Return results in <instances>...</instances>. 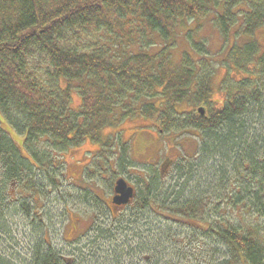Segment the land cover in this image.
I'll use <instances>...</instances> for the list:
<instances>
[{
  "label": "trees",
  "instance_id": "obj_1",
  "mask_svg": "<svg viewBox=\"0 0 264 264\" xmlns=\"http://www.w3.org/2000/svg\"><path fill=\"white\" fill-rule=\"evenodd\" d=\"M208 14L223 37L231 30L236 37H250L230 47L223 80L232 92L210 108L204 106L213 105L209 89L200 85L193 95L189 88L198 75V62L183 55L178 70L162 68L176 28ZM261 28L264 0H0V238L12 234L6 219L13 225L15 212L34 218L32 225L40 234L26 251L27 259L18 264H67L44 246L45 209L65 202L56 190L71 186L73 197L90 205L96 217L105 210L95 195L78 194L79 188L90 186L63 180L62 154L85 138L95 141L93 133L106 123L115 126L117 119L129 117L138 118L142 128L149 124L189 133L197 143L189 158L181 156L175 164L176 174H184L183 182L163 187L160 169L151 174L135 203L141 216L136 214L131 224L122 219L118 233L132 226L143 229L151 244L139 242L137 247L159 257L157 251L167 243L160 232L170 223V228L214 239L229 252L220 256L231 255L237 264H264L263 226L262 235L256 230L248 236L229 220L216 221L215 227L203 221L211 217L209 204L219 209L223 203L243 205L264 219V135L255 139L257 129L264 132V51L259 53L251 39ZM191 35L188 30L186 38L201 54L202 44L196 47ZM155 45L159 50L152 54ZM72 92L81 99L77 107H71ZM182 101L191 105L190 111L178 110ZM200 108L204 114H199ZM110 143H103L104 148ZM124 146L123 157L117 156L115 163L128 157ZM165 154L162 157L173 160ZM195 164L207 172L205 182L211 184L194 180L199 173L193 171ZM90 181L95 182L94 177L86 172L83 182ZM215 181L218 195L212 204L208 189ZM190 186L192 192H187ZM108 259L103 256L104 264Z\"/></svg>",
  "mask_w": 264,
  "mask_h": 264
},
{
  "label": "rangeland",
  "instance_id": "obj_2",
  "mask_svg": "<svg viewBox=\"0 0 264 264\" xmlns=\"http://www.w3.org/2000/svg\"><path fill=\"white\" fill-rule=\"evenodd\" d=\"M119 25L127 26L125 24ZM188 30L192 34L191 42L197 44L196 47L202 44L200 48L201 54L194 50L190 40L186 38ZM251 36H253L251 39L257 45L258 52L262 53L264 51V28L255 31ZM150 38L157 42L160 41L157 37L154 39L153 36H150ZM249 38L234 36V30L229 31L223 37L218 32L217 27L214 26L211 15L208 14L206 17L197 19L196 23L190 22L183 25V27L176 28L173 37L169 38L172 40L171 44L173 47L169 50L165 61L166 64L162 68L165 71L178 70L183 65V55H186L187 58L196 63L198 62L195 68V73H198V75L193 78L189 87L191 93L193 95L196 94L200 85L204 86L211 93L208 102L213 104H204V106L207 108L219 106L221 101L231 91L230 88L225 86L223 80L226 72L224 69L225 56L229 54V49L234 43L237 46H241L244 42L249 41ZM158 50L159 47L155 45L149 52L154 54ZM201 57L205 61L199 60ZM233 76L236 75L233 73ZM196 98L198 99V96ZM80 101L81 99L72 92L71 107H77ZM178 108V110L190 111L191 105L186 101H182L179 103ZM2 121L4 123L3 126L7 129V123L4 120ZM140 123L138 118L136 119L135 117H129L126 120L119 118L115 126L106 123L104 126L99 127L100 129L98 128L97 133H93L92 138L95 137V141L90 140L91 138H85L79 145L63 152L65 173L62 177L63 180L71 178L72 181L70 182L79 183L80 181V185L90 186L92 189L87 188V190H84L79 188L80 190H77L78 194L82 195L88 192L91 195H95L100 199H98L99 203L105 213L96 217L90 205H86L74 198L73 192L71 191V194L69 191L72 187L63 184L62 187L56 190V196H63L65 202L52 203L51 201L52 204L45 209L44 214L48 232L44 235L46 245H43L53 249L56 256L57 254L58 257L61 255L63 262L67 264H104L103 256L109 257L108 264H198V261L207 264H237L236 261L232 260L231 255L220 256L219 253L229 252L225 251L221 246H217L218 243L214 239H210V242L206 239V235L196 233L197 236L195 237L187 229L170 228V223H166L167 227L160 232L166 237L167 243H165L164 249L159 248L157 251L159 252V257L154 256L153 252L150 251H140L142 248L137 247L139 242L151 244V237L149 238V235L143 229H135L132 226L130 229L122 230L121 233H118L117 227L124 226L122 219L126 223L131 224L136 214L141 216L142 213L135 210V203H137L142 192H144L146 181H150L149 176L153 173L158 174L162 160L164 164H167V159L162 157V152L168 153L170 158L177 160L172 165L171 172L168 175L164 173L165 170L160 169V175L161 171L164 174L160 183L163 187H168L169 185H174L176 180L183 182L182 176L184 174H181V177L176 174L175 164L181 161V156L189 158L188 156L196 148L197 140L189 133L171 130L166 132L162 124L163 128L159 127L157 129L149 124L148 127L144 126L145 128H142L139 126ZM255 133V139L264 135V132L262 130L259 131V129ZM103 143L104 145L110 143V146L105 149ZM122 143L126 144L124 147L128 149V157H125L123 161L121 160L122 162L117 160V163H115L116 160L113 159H116L117 156L123 157L120 149ZM85 169L90 177H94L95 182H83L86 173ZM196 169L199 170V173L196 171L193 176L194 180L198 181L201 179L202 185L204 183L206 185L211 184V182H205L204 177L207 172L205 173L195 164L193 171ZM172 170L175 172H172ZM136 172L142 176L135 175ZM202 172L204 176L201 174ZM82 175H84L83 180L81 178ZM144 176H146V179ZM118 177L124 178L134 187L135 195L128 206L127 203L117 205L110 202L112 187ZM194 180L191 185L195 186V189ZM216 181L210 187L211 189H208L209 193L214 196L211 198L212 204L215 196L218 195ZM189 191L192 192L191 186L187 188V192ZM67 208L70 209L68 214L64 211ZM208 208L211 211V217L208 218L206 216L203 221L211 222L213 227L216 226V221L224 224L229 220L235 224L242 234H248V236H254L256 230L260 234L262 226L264 228V219L256 217L251 213V209L247 210L243 205L233 208L232 206L226 207L223 203L217 209L209 204ZM13 216L15 219L13 225L9 219H6L9 226L7 230H12V234H8L11 238L7 236V238H0V260L3 264H18L19 259H27L26 251L39 240L40 234L35 232L36 229L32 225L34 218L30 220L28 216H26L28 218H25L18 212H15ZM204 226L206 227L207 224ZM40 228L42 231L43 228ZM105 233L109 234L107 238L102 237ZM136 238L142 240L134 242ZM250 239L253 240L252 238ZM113 257L118 261H114Z\"/></svg>",
  "mask_w": 264,
  "mask_h": 264
},
{
  "label": "water",
  "instance_id": "obj_3",
  "mask_svg": "<svg viewBox=\"0 0 264 264\" xmlns=\"http://www.w3.org/2000/svg\"><path fill=\"white\" fill-rule=\"evenodd\" d=\"M202 113V110L199 111ZM130 188V187H129ZM122 179H118L116 183V187L114 189L115 196L112 199V203L117 205L119 204H126L127 202V194L129 193V189Z\"/></svg>",
  "mask_w": 264,
  "mask_h": 264
},
{
  "label": "bare ground",
  "instance_id": "obj_4",
  "mask_svg": "<svg viewBox=\"0 0 264 264\" xmlns=\"http://www.w3.org/2000/svg\"><path fill=\"white\" fill-rule=\"evenodd\" d=\"M126 185H127V187L129 188L128 190H129V193L127 194V205L129 204V202H130V199H132L133 198V196H134V192H133V188L131 187V186H128V184L126 183ZM123 210V209H122Z\"/></svg>",
  "mask_w": 264,
  "mask_h": 264
},
{
  "label": "flooded vegetation",
  "instance_id": "obj_5",
  "mask_svg": "<svg viewBox=\"0 0 264 264\" xmlns=\"http://www.w3.org/2000/svg\"><path fill=\"white\" fill-rule=\"evenodd\" d=\"M167 161L169 162V159H167ZM160 167V166H159ZM166 168H168V170H169V164H161V169L162 170H165V172H168V170H166ZM128 184V183H127ZM128 186H131L132 188H133V192H134V187L129 183L128 184ZM134 195H135V192H134ZM134 197V196H133ZM133 199V198H132ZM132 199H130V201L132 200ZM128 205H130V202H129V204ZM127 205V206H128Z\"/></svg>",
  "mask_w": 264,
  "mask_h": 264
}]
</instances>
